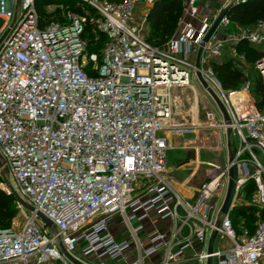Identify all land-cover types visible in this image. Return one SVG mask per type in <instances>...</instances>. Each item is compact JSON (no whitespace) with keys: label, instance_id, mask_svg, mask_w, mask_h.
<instances>
[{"label":"built area","instance_id":"1","mask_svg":"<svg viewBox=\"0 0 264 264\" xmlns=\"http://www.w3.org/2000/svg\"><path fill=\"white\" fill-rule=\"evenodd\" d=\"M35 1L0 0V169L19 192L0 183L28 209L15 199L23 221L0 228V264H78L66 254L83 264H264V107L249 80L225 89L210 65L226 45L242 60L233 43H261L264 17L240 26L225 14L202 43L220 7L182 0L174 31L153 44L146 10L139 22L134 13L152 0H76L77 11L55 18L40 16ZM199 45V73L227 114L207 108L202 124L223 133L213 146L224 144L227 156L208 165L189 200L165 176L164 158L170 134L197 126L177 120V105L198 80ZM253 64L264 85V55ZM229 165L232 194L221 213ZM237 204L256 206L251 231L231 223ZM164 218L165 229L144 226ZM206 229L225 242L184 256Z\"/></svg>","mask_w":264,"mask_h":264},{"label":"trees","instance_id":"2","mask_svg":"<svg viewBox=\"0 0 264 264\" xmlns=\"http://www.w3.org/2000/svg\"><path fill=\"white\" fill-rule=\"evenodd\" d=\"M48 3H60L61 7L47 11L44 6ZM35 5L40 16L44 18H55L61 10L67 8L74 11L78 10L76 0H36ZM181 12L182 0H152L145 14L147 24L146 40L153 44L162 43L174 31ZM226 16L230 25L246 26L253 24L264 17V0L233 1L226 10ZM233 47L238 54L242 55V60L226 54V57L218 61H210L214 74L225 89L237 87L247 79L246 74L238 67L237 62L250 64L264 55V37L259 44H252L246 39L240 38L233 43ZM250 88L256 96L257 107L263 108L264 85L259 74L252 79ZM1 177L0 174V180ZM251 187V184H248L247 191ZM253 208L251 204H237L232 207L230 219L236 229L242 221L248 231H251L253 222L257 219ZM16 213L17 207L14 196L11 193H6L0 187V228L8 227ZM260 215H263V212Z\"/></svg>","mask_w":264,"mask_h":264},{"label":"rangeland","instance_id":"3","mask_svg":"<svg viewBox=\"0 0 264 264\" xmlns=\"http://www.w3.org/2000/svg\"><path fill=\"white\" fill-rule=\"evenodd\" d=\"M222 2H223L222 0H214L215 8H218ZM141 9L147 10V6L143 4L141 5V7L134 8V13L136 14L138 22L141 20L140 18ZM2 23H3V19L0 18V25ZM143 27L144 30L147 31V24L145 22H143ZM226 54L228 53L226 46H224L220 54L213 56L211 60L218 61L226 57L227 56ZM237 65L246 74L247 80H249L251 85L252 79L258 76V72L254 64L237 62ZM190 82L195 87L196 92L192 89V87H187L183 89L184 100L177 105V109H178L177 120L178 121L180 120L183 124L193 125L196 123H202L205 120L204 112L207 108L214 110L216 115L218 116L219 115L218 108L211 95L202 87L200 82L195 77H191ZM250 92L252 98L256 100L255 99L256 96L251 91V88H250ZM194 94L196 97L194 96ZM193 97L196 98V108H194L195 104L193 103V99H194ZM210 130L199 131V130H195L194 128L192 132L170 134L168 137V147L167 149H165L164 159L166 166L165 176L169 180L182 179L190 171V169H192V166H194L196 163L197 166L199 167V172L194 176V178H192L186 184V188L190 190L191 195L185 198L189 200L194 196L197 190L196 184H197L198 176H200L201 173L203 172V177H204L206 168L210 163L220 164L226 159L227 156V150L224 144H222L221 148L219 149L214 148L213 146L214 140L219 138V134L218 132L213 134L211 133ZM222 137L223 136L221 134V138ZM230 137H231L232 146H235L237 142L235 136L231 134ZM203 138H205V141H203ZM196 154H198V157H196ZM174 164L177 166H175ZM172 168H176V169L174 170ZM0 174L2 176L0 182L2 183L4 182L10 185L17 192H19L15 184V180L10 174H8L6 171L4 172L1 171ZM0 187H1V183H0ZM210 200H212V198H210ZM252 206L254 207L253 211L255 215H257L256 206L255 205ZM24 210L28 211L27 207L24 206ZM22 221H23V215L21 211L17 209V213L14 216V218L11 220L10 224H14L15 225L14 229L17 230L19 229V225L22 223ZM207 237H208V230L206 229L204 234V241H203L204 248H206L207 245ZM224 242H225L224 240L220 239L217 236L216 238H214V240L211 241V245L212 247H216V246L220 247ZM190 264H198V263L191 262ZM201 264H205V262ZM210 264H214V258L211 259Z\"/></svg>","mask_w":264,"mask_h":264},{"label":"water","instance_id":"4","mask_svg":"<svg viewBox=\"0 0 264 264\" xmlns=\"http://www.w3.org/2000/svg\"><path fill=\"white\" fill-rule=\"evenodd\" d=\"M233 2V0H230L229 2H227L225 5H223L220 10L218 11L217 15L215 16V18L213 19L212 23L210 24L208 30L206 31L205 35L203 36V42H205L208 37L210 36V34L212 33V31L215 29V27L217 26L220 18L226 14V10L228 8V6ZM151 5V1L150 2H147L146 3V6L149 7ZM201 43V45H202ZM201 45L198 46L197 50H196V54H195V67H196V76L198 78V81L200 82V84L202 85V87L211 95V97L213 98L218 110L220 111L221 115H222V118L224 120H227V114L225 112V109L222 105V103L220 102V100L217 98V96L214 94V92L207 86L206 82L202 79L200 73H199V55H200V51H201ZM211 133L215 134L217 133V130L216 129H213V130H210ZM229 130L226 131V143L227 145L230 144V140H229ZM203 141H205V138H203ZM232 157V153L229 151V154H228V161L231 159ZM3 164V158L0 156V167L1 165ZM0 172H1V169H0ZM233 175H234V169H233V166L232 165H229L228 167V179H227V186H226V191H225V195H224V198H223V201L221 203V206L219 208V211L221 213H224L228 206H229V203H230V199H231V194H232V187H233ZM11 194L14 196V198L20 202V203H23L26 207L27 205L18 197L16 196L15 192L13 190H11ZM41 216V214H38ZM43 217V216H42ZM44 218V217H43ZM46 223L49 224V220L44 218ZM214 236V233L211 235V237ZM68 257H70L73 261H75L76 263L78 264H83L77 260H75L73 257H71L69 254H66ZM207 264H209V261H207Z\"/></svg>","mask_w":264,"mask_h":264},{"label":"crops","instance_id":"5","mask_svg":"<svg viewBox=\"0 0 264 264\" xmlns=\"http://www.w3.org/2000/svg\"><path fill=\"white\" fill-rule=\"evenodd\" d=\"M213 3H214V0H211ZM223 2L221 3V5L219 6L220 8L223 6V5H225L227 2H229L230 0H222ZM61 7V4L60 3H48V4H46L45 6H44V8H45V10H47V11H52L53 9H55V8H60ZM232 27V26H231ZM227 45H226V49H227ZM194 91H195V87H194V89H193ZM196 92V91H195ZM194 96H195V94H194ZM196 97V96H195ZM195 97H193L194 99H193V103L195 104V106H194V104H193V106H194V108H196V98ZM197 128V129H196ZM196 128H195V130H213L214 128H206L205 126H203V124L202 123H197V126H196ZM217 130V129H216ZM217 132H218V134H219V137H220V139H222L221 138V134H222V136H223V133L221 132V131H218L217 130ZM196 157H198V154H196ZM195 159V158H194ZM192 161V160H191ZM193 161H195V160H193ZM175 165V164H174ZM173 166V165H172ZM175 166H177V165H175ZM172 169H176V168H172ZM199 172V167L197 166V163L194 165V166H192V169H190V171L182 178V179H180V180H169V182L172 184V186L174 187V188H176V190L181 194H183V196L184 197H188V196H190L191 195V192H190V190H188L187 188H186V184H187V182L188 181H190L192 178H194V176L197 174ZM201 179H203V172L201 173V175L200 176H198V178H197V184H196V186L198 185V183L201 181ZM181 194V195H182ZM170 225V219H168V218H164V219H156L154 222H152V223H150L148 220H145L144 221V226H145V228L146 229H150L151 227H156V228H159V229H165V228H167L168 226ZM212 240H214V236L213 237H211V235H210V237H209V239L207 238V245H206V247H212V245H211V241ZM199 247H202V248H204L203 247V243L201 244V243H199L198 241H196V240H193L192 241V247H190V248H187L186 250H185V252H184V256H186V257H190L191 255H192V253H193V251L195 250V249H197V248H199ZM217 247V246H216ZM215 248V247H214ZM191 262H193L192 260H190V259H186V260H184V263L183 264H190ZM206 264H207V262H206Z\"/></svg>","mask_w":264,"mask_h":264},{"label":"bare ground","instance_id":"6","mask_svg":"<svg viewBox=\"0 0 264 264\" xmlns=\"http://www.w3.org/2000/svg\"><path fill=\"white\" fill-rule=\"evenodd\" d=\"M192 89H194V86L192 85Z\"/></svg>","mask_w":264,"mask_h":264}]
</instances>
